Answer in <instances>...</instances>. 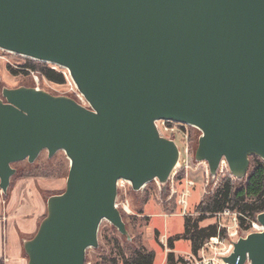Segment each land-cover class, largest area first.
<instances>
[{"label":"water","instance_id":"1","mask_svg":"<svg viewBox=\"0 0 264 264\" xmlns=\"http://www.w3.org/2000/svg\"><path fill=\"white\" fill-rule=\"evenodd\" d=\"M0 49L65 68L88 106L34 87H3L0 190L12 163L42 150L68 159L65 188L24 239L26 264H83L98 227L127 230L116 181L164 183L178 149L155 119L200 130L195 159L221 157L236 179L264 161V0H0ZM262 231L238 238L226 264H264Z\"/></svg>","mask_w":264,"mask_h":264},{"label":"rangeland","instance_id":"2","mask_svg":"<svg viewBox=\"0 0 264 264\" xmlns=\"http://www.w3.org/2000/svg\"><path fill=\"white\" fill-rule=\"evenodd\" d=\"M26 61L28 59L24 56L0 49V97L3 87L26 86L35 88L38 86V89L45 90L53 95H65L78 102L73 91L69 89L67 82L62 85H56L41 76L36 81L29 71L28 73H23L21 66ZM34 62L39 64L42 61L34 60ZM47 64L54 69L65 72L62 67L50 63ZM191 129L194 131L191 130L189 164L194 167L198 162L194 155L200 131L194 128ZM176 142L179 147L182 146L179 140ZM12 167L15 169V173L10 178L6 192L0 190V206H3L5 202L9 204L18 195V207L16 212L11 214V218L16 219L15 221L17 222L19 221L18 219L26 222L24 225L25 231L20 233V239L22 240H20L19 246L22 250L23 240L31 238L35 234L40 221L46 215L47 198L64 190L68 172V160L63 151L58 150L51 157L47 156L46 151H41L33 162L30 163L27 160L18 161L12 163ZM226 177H228L226 174L220 175L219 178L211 176L205 186V178L201 176V168L196 171H190V178L195 181V186L191 189L188 196V211L191 215L194 216L196 214L195 206L199 201L209 196L219 182ZM231 180L237 182L241 179L232 177ZM179 185L175 187L177 190L181 188ZM169 195L167 184L158 188L153 181L147 182L138 191L128 189L122 199L126 198L128 200L131 213H126L121 208H118L128 237L121 234L109 221L102 219L97 233L98 246L97 248H88L86 250L84 261L90 260L95 263L102 260L103 257L109 262L111 258L116 261L115 263L111 262L112 264H122L116 258L115 247H113L114 242L117 241L125 254L132 248L144 246L154 251L153 264H166L164 251L166 237L164 234L173 236L181 234L184 230V217L179 214L181 207L175 203L176 197L172 196L169 198ZM32 198L35 201V198H38L39 206L32 201ZM25 213H29V215L27 216ZM211 223H220L219 238L212 242L208 240L204 245L203 251H198L197 256L187 255L190 251V241L188 239L175 241V254L182 256L186 260V264H193L195 261H200L202 264H226L222 258L232 252L233 244L238 238L244 237L250 232V229L248 231L245 229V225L242 227H239V225L235 226L231 216L214 215L203 219L199 225L205 226ZM155 230L158 231L156 235ZM23 254L25 259L23 262L26 264L27 256L24 250ZM245 264L248 263L246 262Z\"/></svg>","mask_w":264,"mask_h":264},{"label":"trees","instance_id":"3","mask_svg":"<svg viewBox=\"0 0 264 264\" xmlns=\"http://www.w3.org/2000/svg\"><path fill=\"white\" fill-rule=\"evenodd\" d=\"M27 59L28 61L21 66L23 73L35 70L47 81L56 85H62L66 82L61 70L52 68L46 62L37 64L34 60ZM249 161V167L243 179L233 182L228 177L223 178L213 192L195 206L196 214L194 216H183V232L166 238L164 246L167 249L166 264L187 263L182 256L175 254L174 243L176 240L188 239L191 254L197 256L199 249L209 238L220 235L221 229H218L216 223L200 226L199 223L203 219L214 216V214L228 208L236 212L239 227L245 225V229H249L251 221L255 220L258 213L264 211V161L255 156L250 157ZM157 233L158 231L155 230V235ZM113 247H115L116 258L122 264H153L154 251L144 246L132 248L127 254L124 253L123 248L117 241L114 242ZM111 262L115 263L116 261L111 258L109 262V260L102 257V260L96 261L94 264H112ZM0 264H3L1 258Z\"/></svg>","mask_w":264,"mask_h":264},{"label":"built area","instance_id":"4","mask_svg":"<svg viewBox=\"0 0 264 264\" xmlns=\"http://www.w3.org/2000/svg\"><path fill=\"white\" fill-rule=\"evenodd\" d=\"M29 72L31 73V75L36 81H38L39 76H41L44 79V77L38 71L29 70ZM62 73L65 77L67 84L69 85V89L73 91V93L77 97L78 103L80 102V104H82L83 106H88L84 96L78 91L68 71L65 69V72H62ZM35 88L38 89V86H36ZM154 126L159 136L170 139L174 142V144L176 145L178 149V159H177L176 164L174 165V167L171 169L170 173L168 174L167 179L164 183L159 182L157 178H154L151 181H153L157 185L158 188H161V185L167 184L168 189H169V194H170L169 198H171L172 196H175L176 197L175 203L181 207L179 214L181 216L191 215V213L188 211V196L190 194L191 189H193L195 186V181L194 179L190 178V171L191 170L196 171L197 169L201 168V176L205 178V183H204L205 186L207 185L208 180L211 177L209 166L205 160L198 161L194 167H191V165L189 164V153L191 149L190 143L192 139L191 133L192 131H194L191 128H194L196 130H199V129L192 124L178 122V121L169 120V119H155ZM177 140L181 142L182 144L181 147L177 145V142H176ZM224 174H226L230 179L234 177L229 170L226 159L224 157H221L220 160L218 161L217 167L215 169V175L213 177L219 178L220 175H224ZM177 185L181 186L179 190L175 188ZM116 189H117V194H116V199H115V206L117 208H121L126 213H131V210L129 209L128 200L126 198L122 199V196L126 194L127 190L131 189L130 182L120 178L116 181ZM214 215L215 216H231L234 225L235 226L239 225L236 212H233L228 208H225L221 212H218ZM216 224L218 226V229H220V225H219L220 223L219 224L216 223ZM249 229H247V231L248 230L250 232L262 231V225L255 218L254 221H251ZM217 238H219V236L211 237L208 240L209 241L211 240L212 242ZM206 242L199 249V251L200 250L203 251L204 245L206 244ZM165 244H166V239H165ZM165 250L167 251L166 248ZM83 264H94V263L91 262L90 260H86L84 261ZM193 264H202V263L200 261H195V263Z\"/></svg>","mask_w":264,"mask_h":264},{"label":"crops","instance_id":"5","mask_svg":"<svg viewBox=\"0 0 264 264\" xmlns=\"http://www.w3.org/2000/svg\"><path fill=\"white\" fill-rule=\"evenodd\" d=\"M35 199L36 201L32 198V201L39 206L38 198ZM17 207L18 195L9 204L5 202L3 206H0V258L3 260V264H24L23 261H25L23 249L21 250L19 242L22 240L20 239V233L25 231L24 225L26 222H22L20 219L17 222L16 219L11 218V214L16 212ZM164 236L168 237L167 234H164ZM164 251L166 255V250ZM189 254H191L190 251L187 255Z\"/></svg>","mask_w":264,"mask_h":264},{"label":"bare ground","instance_id":"6","mask_svg":"<svg viewBox=\"0 0 264 264\" xmlns=\"http://www.w3.org/2000/svg\"><path fill=\"white\" fill-rule=\"evenodd\" d=\"M1 50H3V49H1ZM3 51H5V50H3ZM42 151H45V150H42ZM60 151H62V150H60ZM65 157H66V155H65ZM67 158V157H66ZM68 160V159H67ZM128 181V180H127ZM103 220H105V219H103ZM247 263L249 264V262L247 261Z\"/></svg>","mask_w":264,"mask_h":264}]
</instances>
